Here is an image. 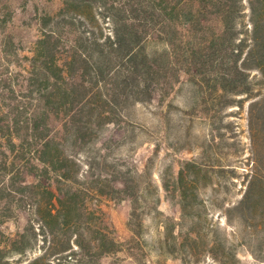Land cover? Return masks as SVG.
I'll list each match as a JSON object with an SVG mask.
<instances>
[{
    "label": "trees",
    "instance_id": "trees-1",
    "mask_svg": "<svg viewBox=\"0 0 264 264\" xmlns=\"http://www.w3.org/2000/svg\"><path fill=\"white\" fill-rule=\"evenodd\" d=\"M41 34L21 83L0 66V264H104L123 251L135 264H248L241 248L264 264V0H63L42 17ZM183 74L215 107L214 121L249 102V144L240 162L187 160L161 175L177 219L160 210L152 159L144 172L108 170L89 147L131 108L166 100ZM217 131L212 143L231 139ZM201 188L232 239L205 226ZM91 196L131 200L127 242ZM21 211L25 231L6 237L3 225ZM150 216L158 238L146 236Z\"/></svg>",
    "mask_w": 264,
    "mask_h": 264
},
{
    "label": "rangeland",
    "instance_id": "rangeland-1",
    "mask_svg": "<svg viewBox=\"0 0 264 264\" xmlns=\"http://www.w3.org/2000/svg\"><path fill=\"white\" fill-rule=\"evenodd\" d=\"M62 6L63 0H0V22L5 24L8 21L5 27H0V66L15 82L21 83L29 68V58L33 56L36 43L42 35V17L55 15ZM213 24L216 29L222 30L218 19H215ZM214 108L212 103L203 104L199 90L189 81L188 75L183 74L181 82L166 100L161 101L156 97L152 102L131 108L125 122L122 125L106 127L89 150L97 160H107L108 170H113L114 166H129L144 172L152 159V176L160 187V210L179 219L180 208L166 197L161 181L162 174L168 178L177 175L187 160L203 158L202 162L208 164L221 162L227 165L240 162L247 154L249 102L244 108L232 107L218 112L216 121V118L212 117L216 111ZM217 127H220V131L215 134L226 133L231 139L225 143H212L213 128ZM217 152L220 153L219 157L214 155ZM29 181H32V178H29ZM209 181V178L201 176L200 186ZM200 190L206 205L201 209L206 218L205 226L220 225L222 233L226 232L232 239L234 229L227 225L221 209L212 205L214 201L210 190ZM225 191L223 189L219 200L226 196ZM89 202L92 209H101L104 212L106 222L111 229L116 230L119 240L127 242L131 238L132 232L128 227L132 211L130 199L118 201L110 196H91ZM29 217L28 212L21 211L18 218L7 221L2 228L6 237L17 238L23 233ZM157 221L152 216L147 219L146 236L149 238L159 237ZM37 244H42V240ZM31 253L38 255L40 252L39 249H34ZM240 255L246 263L256 264L245 248L240 249ZM19 258L20 256L15 255L16 260ZM102 261L104 264H135L124 251L106 256Z\"/></svg>",
    "mask_w": 264,
    "mask_h": 264
}]
</instances>
